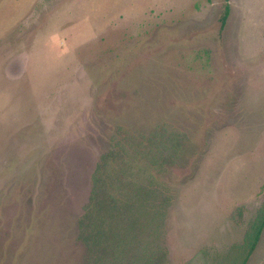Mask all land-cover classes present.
<instances>
[{
  "label": "rangeland",
  "instance_id": "374dc122",
  "mask_svg": "<svg viewBox=\"0 0 264 264\" xmlns=\"http://www.w3.org/2000/svg\"><path fill=\"white\" fill-rule=\"evenodd\" d=\"M228 1L0 0V264H264V0ZM128 137L163 215L113 258L80 222Z\"/></svg>",
  "mask_w": 264,
  "mask_h": 264
},
{
  "label": "trees",
  "instance_id": "16d2710c",
  "mask_svg": "<svg viewBox=\"0 0 264 264\" xmlns=\"http://www.w3.org/2000/svg\"><path fill=\"white\" fill-rule=\"evenodd\" d=\"M228 15L229 12L226 9L220 17L222 30ZM128 136H131V134ZM167 136H170L169 141H171L169 152H175L177 150L175 144L178 140L176 141V138H174L175 134H168ZM133 143V139L128 137L127 145L131 146L129 149L122 143L115 142L111 144V148L102 158V164L98 165L92 176L90 203L86 208L84 219L80 222L83 240L88 245H93L96 248L101 246V240L114 242L113 251L111 252L113 258L115 254H126L133 243H136L134 240L139 236L138 231L142 233L144 227L148 229L152 226L149 222L156 223L157 227L153 229L156 232L161 226L159 219L163 215V208L157 202L159 186L155 184L154 176L149 173V165H146V167L144 165L140 166L139 170L134 165L133 152L131 151ZM140 153L138 154L141 156L145 155V152ZM119 154L123 157V164L118 169L112 163ZM127 157L130 158V161ZM142 174L148 175L150 180L146 178L147 182L143 183ZM140 179L142 180L140 181ZM103 206L104 210H102ZM102 211L104 214L101 213ZM106 218L110 220V226L107 230H104L103 221ZM147 218H149L148 221ZM134 222L135 227L132 228L131 223ZM263 228L264 211L252 223L250 231L246 234L244 242L248 249V255L254 251L259 242ZM139 251H141L140 248L136 250V252ZM148 253L149 251L146 249L145 261L142 264L152 263L150 262L151 255L147 257ZM244 262H246V259L242 264Z\"/></svg>",
  "mask_w": 264,
  "mask_h": 264
},
{
  "label": "crops",
  "instance_id": "0c3cea01",
  "mask_svg": "<svg viewBox=\"0 0 264 264\" xmlns=\"http://www.w3.org/2000/svg\"><path fill=\"white\" fill-rule=\"evenodd\" d=\"M230 1H231V3H230ZM228 2H229V3H228L229 6H232V5L234 6V5H236V4L234 3V0H229Z\"/></svg>",
  "mask_w": 264,
  "mask_h": 264
}]
</instances>
